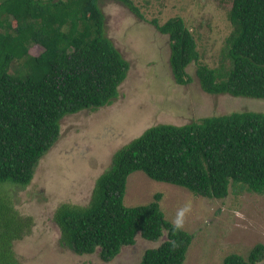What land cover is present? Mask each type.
Wrapping results in <instances>:
<instances>
[{"label": "trees", "instance_id": "trees-1", "mask_svg": "<svg viewBox=\"0 0 264 264\" xmlns=\"http://www.w3.org/2000/svg\"><path fill=\"white\" fill-rule=\"evenodd\" d=\"M103 0H0V264H20L15 242L34 221L15 208L8 188H28L41 160L57 144L62 121L84 110L113 105L131 65L106 33ZM145 19L133 0H116ZM228 39L218 68L198 67L211 95L264 99V0H233ZM151 24L169 37L170 66L178 85L193 78L200 59L193 32L182 18ZM33 46L43 51L34 56ZM14 64L20 68L12 71ZM149 178L210 199L233 188L264 195V113L234 112L184 126L160 124L117 151L97 180L87 206L62 204L55 213L61 244L75 254L99 251L113 261L138 236L167 240L146 251L140 264H184L194 235L165 218L162 194L145 206L125 204L129 177ZM264 244L224 264H258Z\"/></svg>", "mask_w": 264, "mask_h": 264}, {"label": "rangeland", "instance_id": "rangeland-1", "mask_svg": "<svg viewBox=\"0 0 264 264\" xmlns=\"http://www.w3.org/2000/svg\"><path fill=\"white\" fill-rule=\"evenodd\" d=\"M133 2L145 19L116 0L101 2L107 36L131 65L118 100L95 112L84 110L63 119L59 141L41 160L32 184L26 189L8 188L15 208L34 221L30 234L14 244L20 264H140L146 251L167 240V233L158 241L138 236L134 246L104 262L99 251L80 256L62 246L56 210L65 203L87 206L98 178L111 169L114 154L151 127L184 126L234 112L264 113V99L208 94L196 75L201 65L218 68L221 64L234 32L233 0ZM172 18L185 20L198 45L200 59L188 68L193 78L188 86L175 82L169 37L151 24L158 20L163 25ZM42 51L33 46L30 52L38 56ZM19 68L14 64L12 71ZM158 193L165 218L194 235L184 264H224L229 255L247 257L256 245L264 244V195L231 188L226 199H210L135 172L128 179L125 204L145 206Z\"/></svg>", "mask_w": 264, "mask_h": 264}]
</instances>
